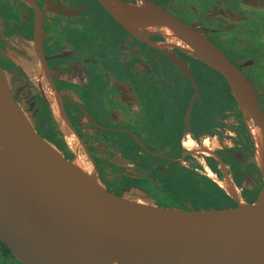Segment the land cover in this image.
Returning a JSON list of instances; mask_svg holds the SVG:
<instances>
[{"label": "flooded vegetation", "instance_id": "1", "mask_svg": "<svg viewBox=\"0 0 264 264\" xmlns=\"http://www.w3.org/2000/svg\"><path fill=\"white\" fill-rule=\"evenodd\" d=\"M147 1L205 36L240 68L264 115V0ZM150 42L132 36L97 0H0V65L18 105L35 113L37 134L67 161L74 155L40 78L59 96L112 195L149 205L126 193L155 189L151 176L169 182L189 171L204 181L202 190L217 187L230 198L229 207L238 205L226 187L255 206L263 175L234 97L213 81L210 69L163 38ZM166 53H176L189 75Z\"/></svg>", "mask_w": 264, "mask_h": 264}, {"label": "water", "instance_id": "2", "mask_svg": "<svg viewBox=\"0 0 264 264\" xmlns=\"http://www.w3.org/2000/svg\"><path fill=\"white\" fill-rule=\"evenodd\" d=\"M97 1L135 38L148 44L155 36L171 39L182 53L218 73L249 134L258 128L264 136L257 93L242 70L205 36L147 0H140L144 7L136 6L139 11L134 13L117 12L107 0ZM134 26L139 27L136 33L130 29ZM151 26L175 30L202 57L189 55L172 37L148 32ZM166 56L189 75L176 53ZM62 115L61 120L54 118L67 128L66 138L76 137L96 180L37 134L0 65V241L20 264H264V187L255 206L233 198L237 207L181 210L176 219L164 214L167 202L157 208L109 193L63 109ZM153 221L161 241L151 234ZM167 241L180 244L184 262L175 258Z\"/></svg>", "mask_w": 264, "mask_h": 264}, {"label": "bare ground", "instance_id": "3", "mask_svg": "<svg viewBox=\"0 0 264 264\" xmlns=\"http://www.w3.org/2000/svg\"><path fill=\"white\" fill-rule=\"evenodd\" d=\"M107 2L109 3V5L117 12H123V13H134L137 12L139 10H137V7L133 4H123L117 0H107ZM130 29L133 32H137L139 31V27H130ZM148 32H154V33H159L161 34L163 37H172L177 43L178 46L182 48L183 51L187 52L189 55L193 56H197V57H202V52L200 49H195V47L191 44L190 46L188 44H185L181 41L180 35L173 29L166 27V26H151L149 28H147ZM188 43V42H187ZM194 48V49H192ZM28 68V67H27ZM25 69V68H24ZM27 70V69H26ZM47 99L50 102V109L52 111L53 116L56 119H62L63 115H62V107L60 104V98L59 96L55 93V92H48L47 93ZM252 137V140L254 142V144L256 146L259 147L260 152H258L257 154V159L259 162V167L261 168V170H264V161H261L262 158V154H264V136L261 133V131L256 128L255 132L251 133L250 135ZM75 136H72V138H66L67 143L73 147V149L75 151H77L76 153L83 157L81 160L79 159L78 162V170H80L83 174H85L86 176H88L91 179L96 180L95 178V173L93 170V166L87 162L86 158L84 156H82L81 151H80V145L78 144L77 140L75 139ZM188 146V145H187ZM190 146V145H189ZM206 154V153H205ZM264 157V156H263ZM262 163V164H261ZM263 165V166H262ZM207 168V166H206ZM226 193L231 196L232 198L238 200L239 199V194L237 192L236 189L234 188H224ZM171 195H173V193H170L169 199L168 201H170L168 203L167 209L168 211H166L165 213L170 212L174 218L179 219L180 214L179 212L181 211L180 209H178V201L176 197H172ZM171 197V198H170ZM155 222V221H153ZM150 230H151V234L153 235V237H155L158 240H162L160 236H156L154 233H152V230H156L157 231V224L156 222L154 224H151L150 226ZM167 243L170 246L171 252L173 253V255L175 256V258L178 261L184 262V258L182 257L181 253H180V248H177L176 246H174V244H171L170 242L167 241ZM175 247L178 251H174V249L172 248ZM118 264V263H115Z\"/></svg>", "mask_w": 264, "mask_h": 264}, {"label": "trees", "instance_id": "4", "mask_svg": "<svg viewBox=\"0 0 264 264\" xmlns=\"http://www.w3.org/2000/svg\"><path fill=\"white\" fill-rule=\"evenodd\" d=\"M198 63L204 66L205 68L210 69L207 65L199 61ZM210 71H212L215 74H218L212 69H210ZM227 87L230 93L229 95L233 98V95L228 85ZM177 177L176 179H174V181L170 180L168 182L169 184L173 183L175 185L174 190L171 191L169 190L171 187H168L166 191L168 193L170 192L176 194L178 205L181 207L183 211L218 209V208H226L231 206L232 201L230 200V198H228L217 187H213L210 190H202V188L200 187L201 183L198 181L197 176L194 173L185 171L181 176V179H178L179 177L178 178ZM168 198L169 196L167 195V198L165 199L161 207L166 205V202L168 203L170 202L168 201ZM2 261L7 262L9 264H20L14 258L9 248L2 241H0V262Z\"/></svg>", "mask_w": 264, "mask_h": 264}, {"label": "rangeland", "instance_id": "5", "mask_svg": "<svg viewBox=\"0 0 264 264\" xmlns=\"http://www.w3.org/2000/svg\"><path fill=\"white\" fill-rule=\"evenodd\" d=\"M248 2H250V0H248ZM135 6H138V7H144L142 4H140V5H135ZM159 37H161V36H159ZM162 38V37H161ZM164 40H166L167 41V46L168 47H170V48H173V49H177L176 47H175V45H173V42H172V40L171 39H165V38H163ZM179 50V49H178ZM187 56V55H186ZM190 58V57H189ZM192 59V58H191ZM194 60V59H193ZM196 61V60H195ZM210 77L213 79V81L214 82H216L217 84H219V86L221 87V89H224V92H226V93H228V94H230L229 93V90H228V88L226 87V83L223 81V79L218 75V74H215V73H213L212 71H210ZM8 78V77H7ZM9 80H11V77H9L8 78V81ZM39 80V84H40V87L42 88V89H44L45 90V92H50L51 90H50V88H49V85H48V83L45 81V80H43V78H40V79H38ZM10 82V81H9ZM225 83V84H224ZM238 107V106H237ZM27 114V116L29 117V119H30V121H33L34 122V118H35V113L34 112H28V113H26ZM242 114V113H241ZM242 118H243V116H242ZM56 120V119H55ZM243 122H244V120H243ZM56 125H57V129L63 134H61L64 138H65V141H66V131H67V128L61 123V122H58L57 120H56ZM66 144H67V146H68V148H69V150L71 151V153L74 155V161H73V165H74V167L75 168H77L78 169V162H79V159H78V157L80 158V160L83 158V157H81V156H79L76 152L77 151H75L74 149H73V147L72 146H70L68 143H67V141H66ZM188 146H189V144H188ZM191 146V145H190ZM84 147H85V145H84ZM86 148V147H85ZM254 148H255V153H256V155H255V160H256V163H257V165H258V167H259V162H258V159H257V154H258V152H260V149H259V147L258 146H256L255 144H254ZM194 153H197V154H200V155H208V153L205 151V150H197V149H193V147L191 146V148H190ZM86 150H87V148H86ZM84 151V150H83ZM87 152H88V155L92 158V156H91V154L89 153V151L87 150ZM206 153V154H205ZM264 154H262V158H261V161L263 162L264 161ZM92 160H93V158H92ZM93 162H94V160H93ZM95 163V162H94ZM262 164V163H261ZM96 166V165H95ZM263 166V165H262ZM96 169H97V172H98V176H99V178H100V180L102 181V179H101V176H100V173H99V170H98V168H97V166H96ZM259 169L261 170V168L259 167ZM180 176H182V173H180V175H179V179H181V177ZM138 178H142V176L141 177H138ZM211 178V177H210ZM183 180V179H182ZM213 180H215V181H217L216 179H213ZM200 183H201V185H200V187L204 184V181L203 180H198ZM182 182H184V181H182ZM102 183H103V181H102ZM104 184V183H103ZM151 184L153 185V186H155V189H154V187L152 188V186L150 187H144V186H140V187H138V188H133L132 190H129L127 193H126V195L128 196V197H131L132 199H136V200H140V201H142V202H145V203H147V204H149V205H155V206H162V204L164 203V201H165V199L167 198V195L168 196H170V194L166 191L167 190V188L168 187H171L169 190H171V191H173L174 190V188H175V185L173 184V183H168V182H160V183H156L155 182V180H154V178L151 176ZM106 187V186H105ZM204 190V189H203ZM168 193V194H167ZM172 197H176V194L175 193H173V195H171ZM171 198V197H170ZM177 198V197H176ZM169 199V198H168ZM239 199H240V194H239ZM242 199V198H241ZM167 201V200H166ZM242 201V200H241ZM243 202V201H242ZM244 204H246L245 202H243ZM178 205V204H177ZM166 206V205H165ZM178 209H180V210H182L181 209V207L178 205ZM164 214H166V213H164ZM155 222H152L151 224H154ZM152 233H154L156 236H160L159 235V233H158V231H156V230H152ZM171 244H172V242H170ZM174 246H176L177 248H180V244L179 243H174ZM172 248L174 249V251H178L175 247H173L172 246ZM0 264H9V263H7V262H0Z\"/></svg>", "mask_w": 264, "mask_h": 264}]
</instances>
